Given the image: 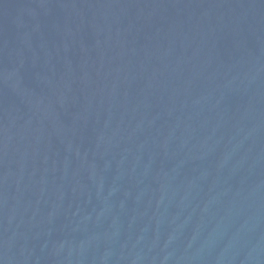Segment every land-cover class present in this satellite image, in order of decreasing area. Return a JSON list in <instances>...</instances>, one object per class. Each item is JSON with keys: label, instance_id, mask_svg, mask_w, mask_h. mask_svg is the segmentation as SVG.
<instances>
[{"label": "water", "instance_id": "obj_1", "mask_svg": "<svg viewBox=\"0 0 264 264\" xmlns=\"http://www.w3.org/2000/svg\"><path fill=\"white\" fill-rule=\"evenodd\" d=\"M195 0H0V264H162Z\"/></svg>", "mask_w": 264, "mask_h": 264}]
</instances>
